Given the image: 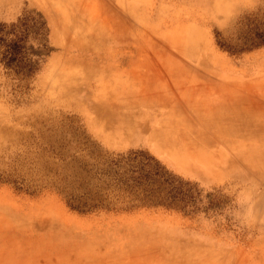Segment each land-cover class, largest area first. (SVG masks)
Returning <instances> with one entry per match:
<instances>
[{
	"label": "rangeland",
	"instance_id": "1",
	"mask_svg": "<svg viewBox=\"0 0 264 264\" xmlns=\"http://www.w3.org/2000/svg\"><path fill=\"white\" fill-rule=\"evenodd\" d=\"M11 30L38 64L0 48V264H264V137L231 130L264 122V0H0ZM130 150L177 207L69 206Z\"/></svg>",
	"mask_w": 264,
	"mask_h": 264
},
{
	"label": "trees",
	"instance_id": "2",
	"mask_svg": "<svg viewBox=\"0 0 264 264\" xmlns=\"http://www.w3.org/2000/svg\"><path fill=\"white\" fill-rule=\"evenodd\" d=\"M34 27L38 43L44 45L46 22L36 18ZM10 34L14 36L0 41L5 57L9 56L8 65H17L28 73L34 72L38 61L32 56L33 50L24 52L25 36H19L15 30H11ZM95 174L98 175L97 187L100 189L93 196L85 194L84 197H76L71 194L68 199L71 208L81 211L95 208L128 210L146 204L177 207L182 200L174 186L178 179L160 161L143 150L111 154L103 160ZM163 185L170 186V190L164 192ZM104 190L107 193L112 191L113 196L110 198ZM119 202L124 204L119 205Z\"/></svg>",
	"mask_w": 264,
	"mask_h": 264
},
{
	"label": "bare ground",
	"instance_id": "3",
	"mask_svg": "<svg viewBox=\"0 0 264 264\" xmlns=\"http://www.w3.org/2000/svg\"><path fill=\"white\" fill-rule=\"evenodd\" d=\"M261 103V102H260ZM250 110V109H249ZM259 112L262 114L263 111L259 110ZM240 113V112H239ZM245 113L241 116L244 117ZM247 117H250L251 115H249V112L248 114L246 115ZM257 116V115H256ZM246 117V118H247ZM237 118V116H236ZM245 118V117H244ZM228 119V118H227ZM239 119V118H238ZM250 119V118H249ZM241 121V120H240ZM245 121V120H244ZM255 121V119H254ZM243 122V121H242ZM251 123V122H250ZM255 124H248L247 126H240V127H231V130H234V132H242L244 133V135H249L251 134V132L253 133L254 132V136L257 138V139H263L264 137V122H262L261 124L259 123H256V122H253ZM260 125V126H259ZM252 126V128H251ZM227 129V128H226ZM228 129H230V127H228Z\"/></svg>",
	"mask_w": 264,
	"mask_h": 264
}]
</instances>
